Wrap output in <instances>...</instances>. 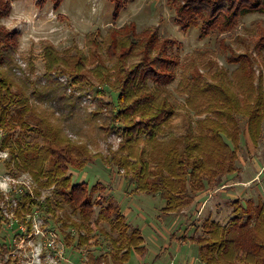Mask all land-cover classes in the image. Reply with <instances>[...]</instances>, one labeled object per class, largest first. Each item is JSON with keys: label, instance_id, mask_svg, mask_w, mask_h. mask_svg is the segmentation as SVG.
Instances as JSON below:
<instances>
[{"label": "rangeland", "instance_id": "obj_1", "mask_svg": "<svg viewBox=\"0 0 264 264\" xmlns=\"http://www.w3.org/2000/svg\"><path fill=\"white\" fill-rule=\"evenodd\" d=\"M188 1L191 0H182ZM34 3L35 0H12L8 15L0 17V26L18 32L12 72L16 76L26 74L31 81L40 79L41 85L47 76L64 86L65 89L59 92L62 100L59 104H51L54 111L51 119L53 124L61 126L62 134L70 141L84 147L87 156V163L81 169L70 168L67 173L71 174L72 184L83 182L90 188L99 183L102 189L90 195L92 230L87 235L82 233V239H78L74 230L63 226L61 220L38 210L29 211L31 205L27 202L44 203L46 199L49 202L53 187L37 185L26 171L10 174L7 164L11 166L12 163L9 153L16 147L13 140L19 142L18 146L22 143L21 148L28 147L25 150L41 142L34 131L36 125L27 121L28 126L22 129L17 121L10 119L14 114H9V121L5 118V124L0 126V221L1 218L7 221L0 231V264H203L200 254L205 258V253L210 251V240L203 228L206 220L227 228L234 207L246 206L247 202L251 204V210L259 204L263 206L261 218L264 221V14L255 12L237 17L229 28L220 25L218 30L202 35L199 18H196L198 24L188 29L177 24L169 0H127L126 7L117 17L112 16V7L106 0H62L57 9H53L51 2H46L42 8ZM128 23L135 25L136 33L155 29L161 38L174 42L170 49L177 61L173 79L164 85L146 79L142 90L137 92L153 94L149 108L160 102L164 95L175 107L172 118L160 127L157 141L136 145L155 161L168 148L176 147L179 153L183 151L185 136L189 139L191 135L209 134L205 119L213 115L206 110L208 104L218 105L222 99H228L223 104L261 106V118L253 136L247 116L235 111L230 113L234 119V130L230 129V132L235 135V142L224 136L222 141L227 150L234 153L233 171L222 176L218 183L213 180L210 185L206 184L190 206L169 214L161 212L164 201L159 195L133 192L134 186L124 180V172L104 159L116 151L126 133L120 126L121 121L110 123L113 111L107 106L115 99L116 93L110 90L112 81L124 74L122 65L108 56L105 47L95 48L90 45V40L98 42L108 29ZM96 31L98 34L89 39L87 34ZM42 43L53 46L64 57L76 55V50L83 52L86 62L79 60L76 68L74 65L71 69L54 67L48 70ZM138 54V49H134L124 58L128 68L138 64L141 59ZM103 68L105 72L101 73ZM224 90L228 95L232 93L233 98L225 97ZM221 94L225 95L222 97ZM69 96L78 98L73 102L75 107L65 100ZM35 104L40 109L48 106L37 101ZM64 105L70 110L75 108L76 116L69 119V114H63L64 120L56 122L57 107ZM114 113L117 114L116 110ZM121 116L128 121L137 120L134 114L126 116L123 112ZM19 119L24 120L23 117ZM82 119L93 121V128L91 124H85L81 129L84 126ZM145 124L142 122V126ZM141 130L134 138L146 139V131ZM209 142L208 146L218 148L212 140ZM33 189L38 197L23 196L25 191L31 193ZM108 202L120 208L130 229L139 230L145 248L142 255L132 251L126 259V251L113 249L109 242L117 239L118 234L111 231L106 222L93 225ZM24 203L27 207L21 208L20 204ZM66 215L74 220L78 218L68 204H63V210L57 212V216L63 219ZM253 223L254 217H251L249 225L252 227ZM197 237L207 239L201 250L195 241ZM237 258L227 255L215 262L245 264Z\"/></svg>", "mask_w": 264, "mask_h": 264}, {"label": "trees", "instance_id": "obj_2", "mask_svg": "<svg viewBox=\"0 0 264 264\" xmlns=\"http://www.w3.org/2000/svg\"><path fill=\"white\" fill-rule=\"evenodd\" d=\"M11 1L0 0V17L8 15L11 10ZM106 1L112 7L113 17H117L127 5V0ZM169 1L173 5L177 24L179 23L182 29H188L196 26L198 24L196 18H199L202 35L210 33L211 30H218L220 25L229 28L237 17L255 12L264 14V0H191L187 3L182 0ZM46 2H51L53 9H57L62 0H35L34 4L42 8ZM134 26L133 23H128L120 27H112L108 29L104 38L99 36L100 41L90 40V45L95 48L105 47L108 56L115 58L118 65H122L124 74L112 81L110 90L116 94L115 99L107 106L110 111H113L109 117L110 123L118 124L116 121H121L119 124L126 129V133L123 134V141L116 151L104 159L106 163L124 172V180L134 186L133 192L159 195L164 201L161 212L169 214L190 206L195 195L203 191L206 184L210 185L213 180L218 183L222 176L233 171L231 161L234 160V153L229 152L227 145L222 141L224 136L227 140L235 142L236 137L230 132V129L234 130L232 126L234 119L230 113L235 111L247 116L250 134L253 136L258 119L261 118L259 113L261 106L253 108L223 104L228 99H222L218 105L208 104L206 110L213 115L205 119L208 124L206 130L209 134L207 136L191 135L189 139V136H185L183 151L179 153L176 147L168 148V151H164L162 156L155 161L152 159L153 156L147 155L143 148L138 150L136 145L143 144V142L147 145L157 141L160 127L172 118L175 107L171 102L168 103L167 96L164 95L160 102L153 103L149 108L148 105L153 102V94H137V92L142 90L146 79L163 85L169 83L173 79V69L177 61L170 52L174 42L161 38L155 29L136 33ZM95 34H98L97 31L89 32L87 36L90 39ZM17 39V31L0 26V126L5 124V118L9 121L7 120L9 114H14L15 117L11 116L10 119L17 121L22 129L28 126L25 124L27 121H31L37 127L34 131L41 143L25 150L28 147L21 148L22 143L18 146L19 142L14 139L12 143L16 147L12 149L13 151L10 150L12 163L11 166L8 163L7 167L10 174L13 171H26L37 185H51L53 189L50 201L47 202L48 199H46L44 203H39V201L30 200L27 202L31 205L28 210H38L48 214L50 218L61 220L63 226L74 230L78 239H82L84 236L82 233L87 235L91 232L89 230H92L90 229L92 225L90 223L92 213L90 195L102 189V185L96 183L88 188L83 182L72 184L71 174L67 173L68 169H81L87 163V156L84 147L70 141L65 134H62L61 126L57 123V125L53 124L54 121L51 119V116H54L51 104L52 102L57 104L62 100L63 96L59 92L65 88L47 76L43 78L44 84L41 85L40 79L31 81L26 74L16 76L12 72L14 53L18 45ZM41 46L48 70L54 67V69H71L74 65L76 68L79 67V60L86 62L83 52L76 50V55L64 57L62 52L49 44L42 43ZM134 49H138L141 59L138 64L128 68L124 58L132 54ZM63 53H65L64 50ZM101 71V73L105 72L104 68ZM72 97L69 96L65 100L71 107H75L73 102H77L78 98L73 99ZM225 97L233 98V95L232 93L226 94ZM35 101L47 104V109L38 108ZM67 106L57 107L56 122L64 120L63 114H69V119L76 116V109L70 110ZM123 112L126 116L136 115L137 120L128 121L121 116ZM21 117L24 120L21 121L19 119ZM144 121L146 124L142 126ZM82 122L84 126L81 129L90 124L91 127L93 126V121L89 119H82ZM140 128L141 131H146V139L134 138L136 134H139ZM210 140L218 148L208 146ZM30 194L37 196L38 193L33 189L31 193L25 191L23 196L26 198ZM25 204H20L21 208L27 207ZM63 204H68L78 218L74 220L67 215L63 219L58 217L57 212L63 210ZM245 205L234 207L233 217L227 228L213 221L204 222V234L210 240L208 243L210 251L205 253V258L200 254L203 264H217L215 261L219 257L227 255L238 257L237 260L245 264H264V221L261 218L263 206L259 204L251 210V204L246 202ZM110 212L111 215H109ZM251 217H254L252 227L249 225ZM100 221L106 222L111 231L118 234L117 239H111L109 242L113 249L125 250L126 259L132 251L139 256L145 252L139 230L129 228L117 205L108 202L100 210L93 225L97 226ZM6 223V219L1 218L0 231L1 226ZM189 241L193 242V239ZM195 241L200 250L204 244H207V239L197 237ZM112 257L115 256L112 255Z\"/></svg>", "mask_w": 264, "mask_h": 264}]
</instances>
